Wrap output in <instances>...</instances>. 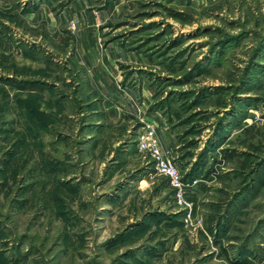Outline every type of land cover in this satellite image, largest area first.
<instances>
[{"label": "rangeland", "instance_id": "rangeland-1", "mask_svg": "<svg viewBox=\"0 0 264 264\" xmlns=\"http://www.w3.org/2000/svg\"><path fill=\"white\" fill-rule=\"evenodd\" d=\"M263 109L264 0H0V264H264Z\"/></svg>", "mask_w": 264, "mask_h": 264}, {"label": "built area", "instance_id": "built-area-1", "mask_svg": "<svg viewBox=\"0 0 264 264\" xmlns=\"http://www.w3.org/2000/svg\"><path fill=\"white\" fill-rule=\"evenodd\" d=\"M253 116L254 121H264V109L262 112L253 111ZM150 122V124L145 123L137 135V149L139 152L149 155L158 173L168 179L170 186L175 191L178 204L185 209H191V202L185 198L186 188L189 184L183 181L181 171L172 158L171 150L162 144L156 130L158 124L155 121Z\"/></svg>", "mask_w": 264, "mask_h": 264}, {"label": "trees", "instance_id": "trees-1", "mask_svg": "<svg viewBox=\"0 0 264 264\" xmlns=\"http://www.w3.org/2000/svg\"><path fill=\"white\" fill-rule=\"evenodd\" d=\"M245 80V79H244ZM243 80V81H244ZM243 81H240L241 83L243 82ZM246 81V80H245ZM247 82V81H246ZM246 82H243V84H242V86H244V85H246ZM23 83L24 84H28V82H26V81H24V82H19V84H22L23 85ZM236 95H234V97H238V94H239V92L237 91L236 93H235ZM250 101V99H248V98H245V99H240V98H236V104L234 105V106H232L233 107V113H236V110H237V114L238 113H240V111L242 112L243 111V107L246 105H253V103L252 102H249ZM246 102H249V103H246ZM241 107V108H240ZM242 114V113H241ZM231 115V114H230ZM236 115V114H235ZM152 116H154V115H151V117ZM245 116H246V114H243V115H240L239 116V120H242V119H244L245 118ZM236 119H238V118H236ZM230 124V123H229ZM229 124H225V125H223L222 124V122L221 121H219L218 123H217V126H216V129L214 130L215 131V134L217 135V136H221L222 137V135H224L223 134V130H226V128L227 127H229ZM204 161H206V157H204V155H200V161H199V165H198V163H192L191 165H190V168L188 169V170H186L185 172H184V174H183V180L185 181V182H190V181H192L193 179H195L197 176H198V174L199 173H201L202 171H203V169H204V167H205V165H206V162L205 163H203ZM201 162V163H200Z\"/></svg>", "mask_w": 264, "mask_h": 264}, {"label": "crops", "instance_id": "crops-1", "mask_svg": "<svg viewBox=\"0 0 264 264\" xmlns=\"http://www.w3.org/2000/svg\"><path fill=\"white\" fill-rule=\"evenodd\" d=\"M106 111H108V112H105V113H104L105 116L108 115L109 112H110V113L112 112V114L115 115L114 110L109 109V110H106ZM118 115H119V114H118ZM160 129H161V128H160ZM160 129H158V136L160 137V140H161L162 144L164 145V142H163V131L160 130Z\"/></svg>", "mask_w": 264, "mask_h": 264}]
</instances>
